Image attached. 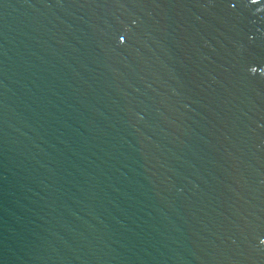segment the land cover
<instances>
[{
  "label": "water",
  "instance_id": "95a60500",
  "mask_svg": "<svg viewBox=\"0 0 264 264\" xmlns=\"http://www.w3.org/2000/svg\"><path fill=\"white\" fill-rule=\"evenodd\" d=\"M163 137L264 191V0H0V129Z\"/></svg>",
  "mask_w": 264,
  "mask_h": 264
}]
</instances>
